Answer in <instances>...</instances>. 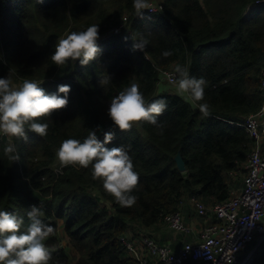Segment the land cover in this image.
<instances>
[{
    "label": "trees",
    "instance_id": "16d2710c",
    "mask_svg": "<svg viewBox=\"0 0 264 264\" xmlns=\"http://www.w3.org/2000/svg\"><path fill=\"white\" fill-rule=\"evenodd\" d=\"M262 2L162 0L164 13L145 10L142 19L132 0L0 3V76L11 75L15 84L35 79L48 93L59 84L72 89L68 106L44 118L49 125L46 136L28 131L27 140H0V208L23 216L25 227L30 206L41 208V219L54 229L46 241L50 264H138L121 238L136 239L142 231L163 245L153 233L166 227L165 216L190 215L195 211L192 198L213 207L242 188L247 174L243 166L256 141L229 121L244 123L263 105L264 4L244 18L252 4ZM91 24L100 25L98 59L86 67L55 65L50 57L58 39ZM117 27L122 32L110 35ZM131 36L150 41L144 54L133 51ZM166 49L174 54L163 58ZM177 63L207 80V116L183 96L162 91L166 85L159 87L161 75L174 72ZM131 83L139 84L148 102L166 98L167 110L159 117L162 132L147 122L126 132L113 128L108 105ZM97 125L101 140L103 131L115 132L108 147L123 146L133 159L139 178L132 207H122L105 191L102 181L92 178L91 166L54 168L62 141H83ZM10 142L19 161H10L4 152ZM177 155L185 172L177 167ZM236 172L239 176L233 177ZM178 236L174 248L181 245ZM251 264H264V242Z\"/></svg>",
    "mask_w": 264,
    "mask_h": 264
},
{
    "label": "clouds",
    "instance_id": "9594fccd",
    "mask_svg": "<svg viewBox=\"0 0 264 264\" xmlns=\"http://www.w3.org/2000/svg\"><path fill=\"white\" fill-rule=\"evenodd\" d=\"M132 5L141 19L145 10L151 8L149 0H132ZM99 39V24H91L83 31H71L58 39L50 59L61 69L75 64L89 66L102 53ZM131 39L133 51L144 54L150 41L144 36H131ZM173 54L171 49L162 50L161 53L163 58ZM174 72L177 94L191 101L193 107H198L200 113L207 116V80L190 75L188 69L179 63L175 65ZM107 82L100 81L101 84ZM71 90V85L59 84L55 92L48 93L42 87V82L35 79L25 78L17 85L11 75L0 76V136L7 137L9 141L16 138L27 140L28 131L46 136L49 125L44 118L68 106ZM167 107L166 98L148 102L139 84L131 83L110 100L107 116L113 128L121 132L141 127L143 122L162 132L164 125L159 117ZM98 131H102L100 125L91 129L83 141L72 138L63 140L56 156L63 165L91 166L92 178L100 179L105 191L112 194L122 207H132L138 199L133 192L139 178L133 159L123 146L108 147L114 140V131H103L102 140L97 135ZM4 152L12 162L21 159L14 142L8 143ZM43 215L40 207L31 205L27 212L30 223L25 227L23 216L0 208V264H50L52 252L46 241L54 229L41 219Z\"/></svg>",
    "mask_w": 264,
    "mask_h": 264
},
{
    "label": "built area",
    "instance_id": "2783aa9c",
    "mask_svg": "<svg viewBox=\"0 0 264 264\" xmlns=\"http://www.w3.org/2000/svg\"><path fill=\"white\" fill-rule=\"evenodd\" d=\"M264 4L257 3L253 7ZM164 7L159 6V11ZM150 11H155L151 4ZM175 72L161 75L159 87L174 86ZM263 105L260 111L246 118L244 124L229 121L231 126L245 128L253 136L256 147L249 154L247 171L240 189L232 190V198L207 207L201 199L192 198L196 218L209 222L198 232L188 225L181 212L164 217V223L174 234L190 236L192 240L174 248L161 245L144 232L121 238L128 253L138 264H250L258 247L264 242V68L260 87ZM239 172L231 174L237 177ZM251 248L244 256V252Z\"/></svg>",
    "mask_w": 264,
    "mask_h": 264
},
{
    "label": "crops",
    "instance_id": "0c3cea01",
    "mask_svg": "<svg viewBox=\"0 0 264 264\" xmlns=\"http://www.w3.org/2000/svg\"><path fill=\"white\" fill-rule=\"evenodd\" d=\"M262 145H263V148H264V140L262 142ZM184 214H185L184 215V218H185L186 223L188 225L193 226L195 228V231L196 232H198L199 230H201L206 224H209V222H206L205 220L197 219L196 218V213H195L194 210L190 213V215H187L186 213H184ZM153 234L157 238H159V240L161 242H163V245H177V240H176L177 237H176V235L178 236L179 234H174L173 232L169 231L168 228H166V227H163L159 233H153ZM178 238H179V241L181 243L180 246H182V244H184L185 242H189V240H192V238L190 236H185V235H179ZM246 251L243 254L244 256H246V254L250 250L248 252H246Z\"/></svg>",
    "mask_w": 264,
    "mask_h": 264
},
{
    "label": "bare ground",
    "instance_id": "6f19581e",
    "mask_svg": "<svg viewBox=\"0 0 264 264\" xmlns=\"http://www.w3.org/2000/svg\"><path fill=\"white\" fill-rule=\"evenodd\" d=\"M163 6L164 7V5H163V3H160V4H158V5H154L155 6V11H150L149 9H147L146 11L148 12V13H152V14H154V13H159V14H162V13H164V11H165V8L163 9V11H159V6ZM255 5V4H254ZM254 5H252V6H254ZM251 6V8H248V11H247V13L244 15V18L245 19H247L248 17H250V11L254 8V7H252ZM122 27H117V28H113L111 31H110V35L111 34H114V35H119L122 31ZM164 85H168V84H164ZM231 122H234V121H231ZM234 123H236V124H244V123H237V122H234ZM233 127H239V126H233ZM240 128H242V127H240ZM244 130H245V128H244ZM246 131V130H245ZM247 132V131H246ZM250 135V134H249ZM251 136V135H250ZM252 138H253V136H251ZM2 138H4L3 136H0V140L2 139ZM264 140V139H263ZM263 140L262 141H260V144L262 145V142H263ZM263 146V145H262ZM256 147V146H255ZM209 208V207H208ZM253 257H254V255H253Z\"/></svg>",
    "mask_w": 264,
    "mask_h": 264
},
{
    "label": "rangeland",
    "instance_id": "374dc122",
    "mask_svg": "<svg viewBox=\"0 0 264 264\" xmlns=\"http://www.w3.org/2000/svg\"><path fill=\"white\" fill-rule=\"evenodd\" d=\"M2 2H6V0H0V3H1V4H2ZM149 2H150V4L158 5V4L162 3V0H149ZM252 5H254V4H252ZM252 5H251V6H252ZM251 6H250V8H251ZM252 7H253V6H252ZM0 19H1V17H0ZM19 84H21V83H20V82L17 83V85H19ZM162 91H169V92H171V93H177V90H176V86H175V85H174V86L166 85V86H165V89H163ZM186 100H187V99H186ZM62 165H63V164L58 160V162H56L54 168H55L56 170L59 171V169H60V167H61ZM164 227H165V226H164ZM60 235L62 236V232H60Z\"/></svg>",
    "mask_w": 264,
    "mask_h": 264
},
{
    "label": "water",
    "instance_id": "95a60500",
    "mask_svg": "<svg viewBox=\"0 0 264 264\" xmlns=\"http://www.w3.org/2000/svg\"><path fill=\"white\" fill-rule=\"evenodd\" d=\"M175 162H176L177 167H178L180 172H185L186 171L185 163H184V161H183V159L181 158L180 155H177L175 157Z\"/></svg>",
    "mask_w": 264,
    "mask_h": 264
}]
</instances>
